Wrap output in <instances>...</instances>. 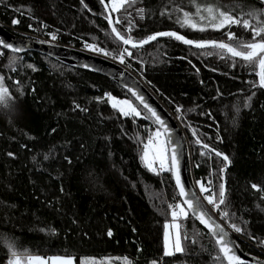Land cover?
<instances>
[{"label":"trees","instance_id":"16d2710c","mask_svg":"<svg viewBox=\"0 0 264 264\" xmlns=\"http://www.w3.org/2000/svg\"><path fill=\"white\" fill-rule=\"evenodd\" d=\"M196 4L244 18L264 13V0H135L113 13L110 24L101 0H0V19L23 36L55 34L59 42L94 45L117 59L129 48L133 55H125L124 64L186 130L190 174L212 192L225 185L221 209L229 217L222 220L244 251L264 258V190H257L264 189V87L258 68L172 37L131 48L112 32L114 25L136 41L170 29L201 41L234 43L228 32L252 39L239 25L219 31L181 27L179 9L194 14ZM259 18L264 21V15ZM0 74L20 102L11 122L0 120V264L9 263L12 251L70 255L75 264H228L213 236L191 215L179 231L182 251L164 254L168 205L181 198L171 171H152L141 159L148 136L161 129L127 89L45 54L2 46ZM107 94L130 101L141 116H124ZM232 223L242 231L235 232Z\"/></svg>","mask_w":264,"mask_h":264},{"label":"snow or ice","instance_id":"6c2138e0","mask_svg":"<svg viewBox=\"0 0 264 264\" xmlns=\"http://www.w3.org/2000/svg\"><path fill=\"white\" fill-rule=\"evenodd\" d=\"M81 2L83 3V0H81ZM101 3L104 4L105 10L107 12L106 19L109 20L110 24H113L112 14L120 12L121 9L126 10L127 6H129L131 3H135V0H108L107 3H105V0H101ZM179 10L183 12L182 18H177V22L180 23L181 27H191L199 31H204L207 27H211L219 31L225 28H230L232 25H239L244 29L251 31L252 39L249 41H243L238 38L235 33L228 32L226 34L227 40L233 41L234 43H228L222 40L194 41L186 38L176 31H168L158 32L149 35L145 39L136 41L131 35L126 36L122 34L114 25L112 27V32L124 45H130L131 48L142 47L144 44L157 40L158 37H172L178 41H182L184 44L192 45L197 48L219 49L222 53H226L231 58H239L244 62L258 68L257 75L259 76V85L261 87H264V21L260 20L259 18V16L264 15V13L257 14L256 12H249L245 14V16L248 18H244L242 16H233L228 11H221L219 10V8L210 5H206L201 8L199 4H196V11L194 14L183 11V9ZM138 12L142 13L143 9H139ZM202 21H206V24H202ZM13 22L19 23L18 20H14ZM120 23L121 19L117 17L115 19V24ZM131 31L132 25L131 21H129L127 32L130 33ZM52 39H56L55 34L52 35ZM87 47L92 50L103 51L102 49L96 48L94 45H87ZM104 54L110 55L111 53ZM125 55L132 56L133 53L129 50V48H124L118 56V59L121 63L125 62ZM29 67H32V65H29ZM3 81L4 77L0 76V103H7L9 96ZM132 94L136 97L137 100L140 101V104L143 105V108L151 114V117L154 118L155 123L158 124L160 128L164 129V132L166 134L167 128L165 126V122L160 118L157 112L145 102L143 96L138 95L135 92H133ZM107 98L111 102V106L118 109L124 116H141V112L138 111L137 107L131 102L127 100H118L112 97L111 94H107ZM177 110L179 111V109ZM153 137H155L157 140H160L161 132L159 131V129L148 136L147 142L144 144V152L141 156V159L152 171L156 170L153 165L155 161L158 160L159 168L161 171H171L175 176V182L179 191L181 201L177 202L176 204L168 205L169 209L171 210V226L175 227L179 233L183 220L187 219L189 215L196 217V219H198L209 229V232L215 238L216 244L219 246L220 252L223 253L224 258L228 261V264H242L240 258L233 253V248L231 247L232 242L228 239V233L225 231V228L221 224L217 223L211 215H209L208 210L203 207L200 198L197 197L195 192L186 190L185 184L181 180L180 153L177 148H172L169 152L168 148L166 147V145L170 144L171 141L161 140L159 147L154 150L151 159L149 158L148 149L153 145ZM197 143H200V141L197 140ZM203 147L205 149H209V146L207 144H204ZM209 151L214 152L218 157H222L223 161L230 163L229 157L227 155L215 151V149H209ZM204 154L205 153H202V155ZM223 170L224 169H221V171ZM208 183L210 184L211 182L209 181ZM197 185L199 186L200 193H209V195L203 196V199L206 200L209 205L213 206V210L220 212L221 219L227 220V218L229 217L228 211L221 209V205H226L225 185L221 183L219 185L218 192H212V190L208 186H206L204 182L197 181ZM253 188H257V186L253 185ZM257 190L262 191L264 189L257 188ZM168 227L169 224L166 223L165 228L167 229ZM229 227H231L235 232L242 231V229L235 223L229 224ZM108 235H112L111 230H109ZM175 250L182 251L179 235L177 236V239L175 241ZM164 254H172V252L167 250V242L165 244ZM11 257L12 258L9 260V264H21L22 259L23 264H49V261L45 258H42L40 256H31L27 253H24L21 256L17 252L12 251ZM50 260L51 264H73V258L68 256L52 257L50 258ZM153 264H155V262H153Z\"/></svg>","mask_w":264,"mask_h":264},{"label":"water","instance_id":"95a60500","mask_svg":"<svg viewBox=\"0 0 264 264\" xmlns=\"http://www.w3.org/2000/svg\"><path fill=\"white\" fill-rule=\"evenodd\" d=\"M168 31L176 30H161L152 34ZM178 33L190 39L183 33ZM0 46L9 51L17 53H27L31 51H36L41 54H45L55 60H58L66 65L103 74L119 83L131 94L135 92L138 95L143 96L145 102L150 107H152L160 116V118L165 122V126L167 128L166 134L164 132V129L160 128L158 124L157 125L163 131L166 141H171L170 144H167L168 151L170 152L172 148H177L180 153L181 180L185 184L186 190L195 192L197 197L200 198L203 207L208 210L209 215H211L217 223L221 224L225 228V231L228 233V239L232 242L231 247L233 248V253L240 258L242 264H264L263 257L246 252L239 246V244L233 237L231 230L227 227L225 222L222 221L218 217V215L215 214L213 209L203 199V196L199 191L198 185L195 179H193L192 173L190 174L189 167L192 168L191 147L184 126L182 125L181 121L176 116V114L169 108V106L156 94V92L144 81V79L137 72H135L126 64L121 63L119 59L110 57L102 52L92 50L90 48L75 46L59 41H47L43 39H35L23 36L21 34L16 33L11 25L4 23L1 19ZM133 97L136 99L135 96ZM137 101L140 104V101ZM140 105L143 106L142 104ZM173 179L175 182L174 175ZM196 220L209 232V229L204 224H202L198 219Z\"/></svg>","mask_w":264,"mask_h":264},{"label":"rangeland","instance_id":"374dc122","mask_svg":"<svg viewBox=\"0 0 264 264\" xmlns=\"http://www.w3.org/2000/svg\"><path fill=\"white\" fill-rule=\"evenodd\" d=\"M205 15H206V13H205ZM0 76H2V75L0 74ZM3 83H4V81H3ZM7 91H8V89H7ZM8 96H9V98L7 100V103H0V120L3 121L4 123L11 122L12 119L15 117L16 113L20 110V102L16 98H14L9 91H8ZM114 98H116L118 100H126L125 98H118V97H114ZM156 130L157 129H155L154 132ZM160 132H161L160 140H157L155 137H153V145L148 149V151H149V158L150 159H151V157L153 155L154 150L159 147L161 140L165 141V136L163 134V131L161 130ZM166 147H167V145H166ZM157 162H159V161L157 160ZM153 167L156 169L155 163H154ZM193 179H194V176H193ZM195 181L197 183V181H200V180H195ZM198 188H199V186H198ZM206 195H207V193H203L202 194V196H206ZM209 206L212 208L211 205H209ZM167 224H169V227L167 229H165V244L167 242V250L170 251V252H172V253H174V252H176V250H175V241H176L177 236L179 235V233H178V231H177V229L175 227H172L171 226V219L167 222ZM166 232H167V241H166ZM179 237H180V235H179ZM180 241H181V239H180ZM35 256H40L42 258H45L46 260L49 261V264H51L50 258H52V257H65V256H68V257H72L73 258V256H70V255H60V254H53V255H48V256H43V255H35ZM21 264H23V259L21 260ZM73 264H75L74 258H73Z\"/></svg>","mask_w":264,"mask_h":264},{"label":"built area","instance_id":"2783aa9c","mask_svg":"<svg viewBox=\"0 0 264 264\" xmlns=\"http://www.w3.org/2000/svg\"><path fill=\"white\" fill-rule=\"evenodd\" d=\"M117 13V12H116ZM41 37V39H43V40H47V41H57V40H53L52 38H50V37H45V36H40ZM155 167H156V169L158 170V171H161L160 170V168H159V162H155ZM176 204V203H175Z\"/></svg>","mask_w":264,"mask_h":264}]
</instances>
